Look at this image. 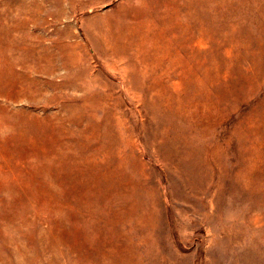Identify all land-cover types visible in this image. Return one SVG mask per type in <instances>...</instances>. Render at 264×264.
Listing matches in <instances>:
<instances>
[{
    "label": "rangeland",
    "instance_id": "rangeland-1",
    "mask_svg": "<svg viewBox=\"0 0 264 264\" xmlns=\"http://www.w3.org/2000/svg\"><path fill=\"white\" fill-rule=\"evenodd\" d=\"M0 264H264V0H0Z\"/></svg>",
    "mask_w": 264,
    "mask_h": 264
},
{
    "label": "bare ground",
    "instance_id": "bare-ground-1",
    "mask_svg": "<svg viewBox=\"0 0 264 264\" xmlns=\"http://www.w3.org/2000/svg\"><path fill=\"white\" fill-rule=\"evenodd\" d=\"M93 205H94V203H93ZM95 206V205H94ZM96 207V206H95ZM97 207H98V205H97ZM103 209V208H102ZM115 216V215H114ZM76 219V218H75ZM83 219V218H82ZM78 220V219H77ZM85 220V219H84ZM87 222V221H86ZM62 243H63V241H62Z\"/></svg>",
    "mask_w": 264,
    "mask_h": 264
}]
</instances>
